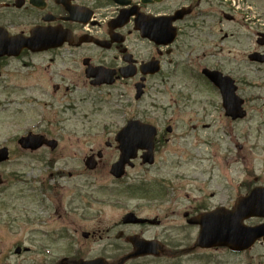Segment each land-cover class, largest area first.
I'll use <instances>...</instances> for the list:
<instances>
[{
    "label": "flooded vegetation",
    "instance_id": "flooded-vegetation-1",
    "mask_svg": "<svg viewBox=\"0 0 264 264\" xmlns=\"http://www.w3.org/2000/svg\"><path fill=\"white\" fill-rule=\"evenodd\" d=\"M247 18V13L240 15L224 0H0V108L13 102V93L29 92L30 102L49 111L52 117L43 118L44 112L39 116L50 127L31 133L56 141L54 149L47 146L38 149L43 152L38 161L53 168L61 159L57 155L60 148L61 151L66 148L60 140L96 141L101 134L76 128L62 133L56 129L82 113L79 105L87 103L96 107L107 92L109 97L115 94L119 101H125L137 83L143 84L145 92L152 87L153 79L167 85L180 75L207 85L220 99L219 89L204 74L206 70L231 77L237 90L240 83H248L239 72L248 69V74L264 67V62L259 63L257 58L251 60L255 54L264 55V27L252 25ZM151 24H156L159 33L154 41L141 33ZM149 61L158 68L155 74L141 70V65ZM217 102L215 106L219 109ZM242 106L246 112L244 118L232 119L223 110L224 119L233 123L247 118L245 99ZM94 110L98 111L99 107ZM86 116L89 113H83ZM173 118L181 117H169L167 121L134 118L157 128L154 161L143 163V151H138L127 171L137 167L147 172L157 167L162 145L173 134L170 125L176 122ZM167 127L171 131L167 132ZM115 134L107 132L103 146L91 147L80 162L85 163L91 156L96 171L98 166L105 168L108 154L110 161L105 169L109 170L119 154ZM127 171L122 176L124 179H113L119 183L104 190L108 195L122 192L137 195V204L124 209L116 221L112 216L107 219L96 207L110 206L113 201L116 205L125 202L126 198L108 200L106 196L95 195L97 187L108 183H59L56 178L63 173L59 168L49 174L54 180L42 177L27 183L16 180L2 183L0 194L8 188L12 191L13 211L0 213V219L8 230L25 232L32 241L27 245L22 239L12 242L9 248H13L14 254L22 256L23 252H31L34 243L46 255L53 250L51 244L55 249L63 245L72 249V255L63 254L53 261L40 258L16 264H74L98 257L106 264H117L124 254L134 250L135 241L140 242L142 253L121 264H152L171 253L192 255L191 258L195 253L196 260L191 264L224 262L219 256L211 258L213 253L238 256L240 259L235 264H264L263 238L254 240L248 249L240 252L227 247L197 245L205 227L213 229L219 225L220 218L229 215L236 218V214L230 213L236 201L254 188H264V183H209L210 180L193 178H188L189 183L153 178L128 183ZM68 177L74 175L68 173ZM98 191L103 193L99 188ZM23 199L26 205L19 202ZM242 223L256 227L264 224V218L249 216ZM87 242L98 244L102 253L85 254L82 245ZM257 248L263 253L254 254ZM4 249L5 245L0 243V250Z\"/></svg>",
    "mask_w": 264,
    "mask_h": 264
},
{
    "label": "rangeland",
    "instance_id": "rangeland-1",
    "mask_svg": "<svg viewBox=\"0 0 264 264\" xmlns=\"http://www.w3.org/2000/svg\"><path fill=\"white\" fill-rule=\"evenodd\" d=\"M241 3L242 6H234L240 15L247 13L248 17L251 16L246 11L251 8L252 13L258 17L252 25L258 28L264 27V0H241ZM245 76L248 83H240L238 93L245 99L249 116L233 123L227 122L222 110L216 108L215 103L218 98L214 92L203 85L193 86L190 79L186 80L181 76L173 77L167 85L158 84L156 79L151 80L152 87L147 88L140 101L134 99L132 91L128 93L125 101L120 102L103 100L109 94L105 93L103 99L96 105L99 107L98 111L93 112L95 110L92 106H82L80 109L82 113L59 125L62 129H56L57 132L62 133L71 132L72 128L81 132H102L96 141L86 138L60 140L61 145H65L66 148L62 151L60 148L57 153L61 159L57 161L54 168L62 169L65 174L58 176L56 180L59 183H108L105 187H97L95 195L99 198L106 196L108 200L126 198L125 202L116 205L113 201L110 206L101 204L96 207L103 211L107 219L110 216L115 221L120 219L119 215L124 209L132 208L137 204L135 199L137 195H128L125 192L108 195L105 192L106 187L119 183L113 180L105 169L110 161L108 154L104 160L105 168L98 166L96 171L85 169L83 162H80L81 158L91 147L103 146L102 141L107 137V132H114L122 126L126 118L142 117L147 120L153 118L166 121L169 117H181L172 119L177 121L173 123L174 133L170 136L171 140L168 143H163L161 153L158 154L157 167L147 172L144 171L145 168L130 169L126 182L140 183L143 179L153 178L172 180V183H189L188 178H193L197 181L210 180L209 183H264V69ZM33 94L38 95V93ZM256 96H260L258 97L260 99ZM12 97L15 98L13 102L2 110L0 108V146L6 145L10 149L9 161L0 165V173L3 179L9 180L6 183L10 181L12 183L14 180L25 181V183L32 179L40 180L43 174L47 175L50 171L45 163L37 161L43 152L39 150L32 154L23 152L17 146L15 136L24 127L31 128L33 132L40 129L46 130L50 124L41 121L42 116H39V113L44 112L43 118L52 116L48 110L41 109L36 105L37 103L29 101V92L15 93ZM250 97L253 99L251 100ZM11 105L14 110L9 109ZM85 112L89 113V118L83 117ZM73 143L76 144L71 146ZM72 151L77 153L73 155ZM113 157L115 158L116 155ZM69 172L74 177H68ZM98 188L103 193H100ZM11 193V189L8 188L5 193L0 194V199L2 198L0 213L13 211L10 207ZM19 202L26 205V199ZM0 226V243L5 245L4 251L0 252V264L27 263L40 258L53 261L63 254L72 255V249L67 245L55 249V245L51 244L53 250L51 249L50 254L46 255L34 243L31 252H23L22 256H17L9 245L17 239L24 240L26 245L31 244L30 236L25 232L17 233L15 228L13 231L8 230L2 219H0ZM23 226L25 228V224ZM16 243L19 244V242ZM82 251L90 255L102 253L98 244L90 242L82 245ZM257 253L261 254L263 250L257 248L254 254ZM193 256L194 258H191L192 255L171 253L158 261H152V264H191L196 260L195 253ZM217 256L224 260L221 264H235L240 259L235 255L215 253L211 255V258L215 259Z\"/></svg>",
    "mask_w": 264,
    "mask_h": 264
},
{
    "label": "water",
    "instance_id": "water-1",
    "mask_svg": "<svg viewBox=\"0 0 264 264\" xmlns=\"http://www.w3.org/2000/svg\"><path fill=\"white\" fill-rule=\"evenodd\" d=\"M223 87L226 88L224 85ZM227 91L228 89L226 88L225 93H228L226 100L227 104L224 103L226 114L230 115L232 118L243 117L244 112H239L241 110V99H233V96L229 93V91ZM154 135L155 129L152 126L141 124L137 121L128 122L117 135V140L120 143L119 149L121 154L119 156V160L112 165L111 173L115 176H120L123 172L124 164L129 158L134 156L137 148H145L150 151ZM21 142L24 147H30L32 149L41 144V142H37L34 138L22 139ZM148 156H151L149 152L146 154L145 158H148ZM6 157L7 152L3 148L0 150V161L5 160ZM239 206L241 211L240 215H236V218L226 216L220 218L219 225L213 229L204 228L200 236L201 243L203 245L228 244L233 246H247L246 242H248V239H255L257 236L264 235V229H262V227L246 228L244 226L230 224V222H234L235 220L240 223L241 220H237L239 217L244 218L250 215L264 216V189L255 188L247 197L242 198L236 203L237 209ZM232 212H237V210H233ZM225 220V223H221Z\"/></svg>",
    "mask_w": 264,
    "mask_h": 264
}]
</instances>
